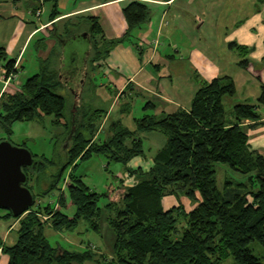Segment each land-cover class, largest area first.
<instances>
[{"label": "trees", "instance_id": "16d2710c", "mask_svg": "<svg viewBox=\"0 0 264 264\" xmlns=\"http://www.w3.org/2000/svg\"><path fill=\"white\" fill-rule=\"evenodd\" d=\"M56 6L53 19L59 16ZM149 12L146 2L131 1L123 8L126 32L108 42L102 41L98 18L85 16L92 44L88 62L106 57L148 19ZM76 33L80 32L68 26L66 35L58 37L70 38ZM61 53L62 49L41 59L37 73L0 98V141L8 139L2 134L9 135L16 121H39L53 115V123L64 126V142L55 157L45 159L33 153L35 163L24 168L34 206L19 216L9 210L0 214V232L2 221L19 220L17 241L1 244L8 264H221L230 257L237 264H264V254L257 256L250 248L253 242L264 248V156L250 149L249 136L240 125L244 119L260 116L264 84L257 104L239 103L227 111L223 96L235 93V83L226 76L216 77L198 90L190 110L144 115L136 119L134 129L117 119L96 140L102 110L84 102V90L75 112L73 101L69 107L68 96L61 91L67 88L60 78ZM52 60H57V68L51 67ZM16 61L0 45V67L7 74L18 72ZM154 131L164 134L166 141L155 152L153 165L147 170L129 167L132 158L145 154L141 134ZM95 154L105 155L109 163L123 164L132 183L114 175L117 183L109 184L106 192L92 189L76 169L81 160ZM220 163L241 178H227L219 186ZM181 194L197 204L191 209L164 207L165 197ZM41 197L44 202L39 201ZM103 198L108 201L101 205ZM71 207L74 212L68 213ZM103 217L116 236L110 254L94 251L99 248L90 241L84 242L85 250L54 246L47 236L49 227L74 231L82 221L87 222V229L100 232Z\"/></svg>", "mask_w": 264, "mask_h": 264}, {"label": "crops", "instance_id": "0c3cea01", "mask_svg": "<svg viewBox=\"0 0 264 264\" xmlns=\"http://www.w3.org/2000/svg\"><path fill=\"white\" fill-rule=\"evenodd\" d=\"M131 1L0 0V45L8 57L17 59L19 68L17 78L4 88V67H0V98L21 84L19 71L26 64L28 52L35 54L37 73L41 59L61 50L56 44L58 36L66 35L68 27L64 31L57 24L71 20L82 27L78 32H87L90 22L85 16L92 15L101 25L102 41L108 42L126 32L123 8ZM140 1L150 8L148 19L112 47L106 57L92 64L87 58L86 79L88 75L90 78L83 87L85 97L103 113L96 140L117 119L134 129L136 119L144 115L190 110L198 90L216 77L226 76L235 83V93L223 96L227 111L239 103H258L264 84V0ZM55 4L59 16L53 19ZM45 32L49 34L46 39ZM258 113V118L244 119L240 125L249 136L250 149L264 156V105L258 106ZM141 136L145 154L132 158L128 166L147 170L166 138L159 131L143 132ZM117 176L125 178L128 185L132 183L125 166ZM18 224V219L1 223L0 264L9 261L1 244L17 241ZM101 231L107 244L105 253L110 254L116 236L106 217L101 220Z\"/></svg>", "mask_w": 264, "mask_h": 264}, {"label": "rangeland", "instance_id": "374dc122", "mask_svg": "<svg viewBox=\"0 0 264 264\" xmlns=\"http://www.w3.org/2000/svg\"><path fill=\"white\" fill-rule=\"evenodd\" d=\"M67 3V0L66 2ZM67 5V4H66ZM76 23L81 24V21L75 20ZM74 22L71 20H64L60 22L58 27L65 31V28L70 26L73 31H80V25H74ZM45 39L49 36L48 32L44 33ZM81 39L70 40L67 41L68 45L65 47L64 41L60 40L56 43L60 46L61 49L66 48V52L64 54V60L66 62V67L69 70L71 67V52L68 50L73 43H80ZM57 46V47H58ZM34 47H32L33 49ZM71 50V49H70ZM39 49L37 48V53ZM34 53L32 51L28 52L26 55V64L19 71V82H24L28 77L34 75L37 69L34 68L36 66V61L34 57ZM58 63L57 60H52L51 67L57 68ZM65 69L66 71H68ZM3 79H4V87L9 85L12 80L17 78V72L7 74L6 69L4 67L3 70ZM73 76V73H71ZM62 94L68 96L69 99V107L71 102L73 101V95L71 93L70 88L62 89ZM88 95V94H87ZM92 97V96H91ZM90 97V98H91ZM88 102L87 97H85L84 102ZM95 101V100H94ZM93 101V103H94ZM137 113V109H135ZM54 116L46 115L42 120L35 121H16L12 125V132L8 134H2V137L10 139L14 144L24 145L28 149L32 151L38 157H44L45 159H52L55 157L57 148L63 145L64 138L62 137V132L64 131V126L53 123ZM109 125V121L107 122ZM126 125L128 122L125 123ZM62 148V147H61ZM124 169V165L121 163L111 162L109 163L108 158L103 154H95L88 160H81L76 171L78 174H84V179L86 183L94 190L98 192H106L108 190V185L111 183H117V179L114 175H117L120 170ZM66 174V173H65ZM65 178V175L63 179ZM227 178L240 179L241 175L236 171L232 170L226 164H218L217 166V181L218 185L222 186L223 182ZM64 182L63 180L61 181ZM61 183V184H62ZM60 184V185H61ZM36 189H39V186L35 185ZM57 198V195H55ZM44 198H40L39 201L44 202ZM108 201V199L103 198L100 200V204L103 205ZM163 204L165 208H169L173 205H183L187 209L193 208L197 204V200L189 199L185 195H172L165 197L163 200ZM34 206V205H33ZM75 207H71L68 213L74 212ZM8 210L0 209V214L6 213ZM87 222L82 221L81 224L74 231H55L48 230L47 236L54 246H60L63 248H67L70 250H85L86 246L84 242H92L99 248L98 251L100 253L107 252V244L104 236V232H96L94 230L87 229ZM83 242V243H82ZM250 248L253 249L254 253L257 256L264 254L263 246L258 242H253L250 245ZM221 264H237L233 257L225 259Z\"/></svg>", "mask_w": 264, "mask_h": 264}, {"label": "water", "instance_id": "95a60500", "mask_svg": "<svg viewBox=\"0 0 264 264\" xmlns=\"http://www.w3.org/2000/svg\"><path fill=\"white\" fill-rule=\"evenodd\" d=\"M81 39L80 43H73L68 49L71 52V67L68 70L64 60L67 41ZM65 43L60 59V78L70 88L73 95V108L75 112L77 104L83 93L86 81V63L90 54L91 39L86 31L76 33L70 38L61 39ZM67 69L68 71H66ZM73 73V76H71ZM75 127L73 125L72 132ZM71 134L69 135V138ZM68 146V140L64 147ZM36 161L32 151L26 146L14 144L9 139L0 141V209H6L19 216L29 211L34 204V195L31 189L26 186L28 176L25 167H31Z\"/></svg>", "mask_w": 264, "mask_h": 264}, {"label": "built area", "instance_id": "2783aa9c", "mask_svg": "<svg viewBox=\"0 0 264 264\" xmlns=\"http://www.w3.org/2000/svg\"><path fill=\"white\" fill-rule=\"evenodd\" d=\"M18 67V61L15 63V66L14 68H17ZM5 88V87H4ZM3 92V91H2Z\"/></svg>", "mask_w": 264, "mask_h": 264}]
</instances>
